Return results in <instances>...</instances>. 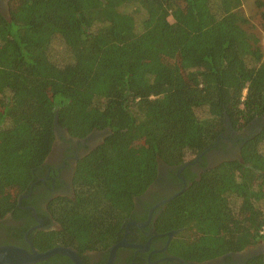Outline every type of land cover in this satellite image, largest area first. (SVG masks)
<instances>
[{"label":"trees","instance_id":"obj_1","mask_svg":"<svg viewBox=\"0 0 264 264\" xmlns=\"http://www.w3.org/2000/svg\"><path fill=\"white\" fill-rule=\"evenodd\" d=\"M241 7L10 0L9 17L0 14V219L27 206L16 199L42 172L55 129L77 140L107 130L76 162L72 197L47 203L43 217L55 229L39 233L36 245L79 257L106 251L160 164L203 162L226 119L236 132L260 119V130L239 142V159L190 179L155 223L158 234L176 233L170 246L180 258L197 263L264 242V61ZM254 7L264 34V0ZM245 264H264V253Z\"/></svg>","mask_w":264,"mask_h":264},{"label":"flooded vegetation","instance_id":"obj_2","mask_svg":"<svg viewBox=\"0 0 264 264\" xmlns=\"http://www.w3.org/2000/svg\"><path fill=\"white\" fill-rule=\"evenodd\" d=\"M9 1L0 0V14L5 18L8 14ZM261 122L260 119H256L244 130L236 132L226 121L224 133L219 136L212 149L204 154L203 162L198 157L178 167L160 164L154 183L142 196L134 199L132 211L122 226L121 235L106 251L87 252L82 257L72 251L82 264H108L113 247L116 248L111 264H245L249 257L263 254L264 251L247 252L245 249L240 253L228 254L201 263L187 261L180 258L170 246L176 233L171 238L168 234L172 232L158 234L155 223L160 212L158 209L182 193L191 184L190 179L196 180L202 173L222 162L239 159V142L245 137L252 136L254 130L258 132ZM107 132L93 131L85 138L77 140L58 131L52 152L45 161L42 172L32 183L28 193L16 199L18 206L21 202H25L27 206L0 219V248L13 247L27 252H31L33 248L35 252L43 253L38 252L36 247L39 233L44 234L55 229L53 222L46 224L49 217H43L47 213V203L58 197H72L71 179L76 162L101 144ZM29 218L33 219L34 224ZM51 258L35 264H73L66 257L54 262L49 261Z\"/></svg>","mask_w":264,"mask_h":264},{"label":"water","instance_id":"obj_3","mask_svg":"<svg viewBox=\"0 0 264 264\" xmlns=\"http://www.w3.org/2000/svg\"><path fill=\"white\" fill-rule=\"evenodd\" d=\"M226 121H228L226 119ZM54 127L57 128V117L54 120ZM61 130L55 129V138H57V133ZM67 135L65 131H61ZM109 134V132H107ZM107 134V135H108ZM174 235V232L169 233L168 237L171 238ZM116 247L112 248L111 257L108 264L112 263L113 254ZM61 255L73 262V264H82L75 252L68 248H53L43 253H37L31 249V252L20 250L13 247H4L0 248V264H35L48 260L49 258Z\"/></svg>","mask_w":264,"mask_h":264},{"label":"rangeland","instance_id":"obj_4","mask_svg":"<svg viewBox=\"0 0 264 264\" xmlns=\"http://www.w3.org/2000/svg\"><path fill=\"white\" fill-rule=\"evenodd\" d=\"M256 0H242V13L244 14L245 17H247L249 19V25L246 26V28L248 30H246L249 33H254V36L258 38L259 40V46L261 48L262 51V61H264V34L260 29L259 26V19L258 17H256V10L254 7V2ZM7 17H9V13L7 14ZM60 47L58 44L54 43L51 50L55 51V55L56 57L53 58V60H55V62L58 64L60 63V60L58 58L59 56V52H60ZM54 55V54H53ZM201 117H204V114L201 112L200 113ZM58 142V141H56ZM190 159V158H188ZM260 207L264 210V202H262L260 204ZM259 247V248H258ZM245 251H249V252H257V251H264V242H259L256 245L253 246V248H248Z\"/></svg>","mask_w":264,"mask_h":264}]
</instances>
